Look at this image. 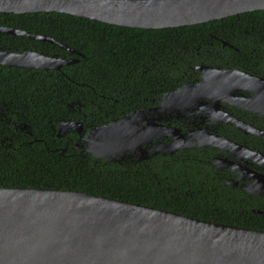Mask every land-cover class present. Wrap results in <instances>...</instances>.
<instances>
[{"label": "trees", "instance_id": "16d2710c", "mask_svg": "<svg viewBox=\"0 0 264 264\" xmlns=\"http://www.w3.org/2000/svg\"><path fill=\"white\" fill-rule=\"evenodd\" d=\"M0 26L51 37L81 54L0 34V46L20 42L48 56L77 60L60 71L0 65V96L25 104L33 130L28 138L6 133L16 149L0 150V187L76 191L264 231V216L251 210L262 209L260 201L207 180L201 165L185 154L107 162L75 146L77 135L58 138L51 128L78 120L88 130L154 107L164 93L196 79L198 65L253 67L257 46L264 49V11L165 29L121 27L57 12L0 13Z\"/></svg>", "mask_w": 264, "mask_h": 264}, {"label": "water", "instance_id": "95a60500", "mask_svg": "<svg viewBox=\"0 0 264 264\" xmlns=\"http://www.w3.org/2000/svg\"><path fill=\"white\" fill-rule=\"evenodd\" d=\"M254 11H264V0H0L3 14L57 12L138 29L192 26ZM2 33L48 42L81 55L42 34L0 26ZM76 61L37 51L23 55L0 52V65L24 69L60 71ZM195 69L202 74L201 82L189 81L164 93L154 107L92 127L84 135L81 121H62L57 136L78 134L88 154L107 162H139L159 152L233 145L202 130L184 135L163 123L190 116L195 109L197 116H206V100L212 101L215 114H220L221 101L241 106L240 97L233 100L241 90V71L207 65ZM253 102L256 110L264 112V98ZM224 116L228 123L241 127L231 115ZM247 128L264 138V131ZM164 138L172 142L147 152L148 144ZM258 183L252 193L264 192V182ZM0 264H264V231L76 191L0 187Z\"/></svg>", "mask_w": 264, "mask_h": 264}, {"label": "flooded vegetation", "instance_id": "af4514ba", "mask_svg": "<svg viewBox=\"0 0 264 264\" xmlns=\"http://www.w3.org/2000/svg\"><path fill=\"white\" fill-rule=\"evenodd\" d=\"M227 44L228 43L224 42L225 46L235 49L232 45ZM3 51L23 55L37 51V49L17 42L0 46V52ZM262 52H264V49L258 45L253 67H248L244 64H241V67L221 68L220 66H214L223 71H241V90L234 94L233 99L235 100L236 97H240L241 106H237L229 100L221 101L219 107H217L220 114H215L214 106L210 105L212 101L206 100V109L203 110L206 112V116L202 118L197 116V111L199 110L195 109L190 116H182L163 122L172 128L179 129L184 135H186L189 130H202L205 131V134L219 136L235 145L226 144L223 148L213 145L201 146L186 150H176L172 154L159 152L156 155L149 156V158H151L163 155L174 156L176 154L183 156L185 154V156L194 161L196 165H201V168L206 172L207 180H213L228 190H233L240 195L242 193L243 195L248 194L253 196L255 202L260 201L259 204H261L262 209L253 207L251 209L253 213H255L254 211L264 213V192L261 194L251 192V190L258 187L259 181L264 182V138L251 132L247 128L252 127L264 131V112L256 110L255 105L252 103V101L257 102L264 98V58L262 57ZM197 72L199 74L198 77L191 81L201 82L203 79L202 74L199 71ZM1 83L2 82H0V84ZM24 105L25 104L19 102L15 98H11L7 95L0 96L1 151L10 148L16 149L13 144V139L7 136L6 133L12 137L14 135L24 138L33 136L31 121L27 116V107ZM223 111L238 120L241 127H237L224 120L223 118L226 113ZM61 122H59L55 128L51 126L52 135H58V127ZM86 131L84 127L82 135H84ZM68 134L77 135L74 145L83 149L85 148V144L81 141V137H79L78 134L66 133L63 137H57L65 138ZM209 139L213 142V137H209ZM171 142V138H164L158 141L153 140L146 146L147 152L160 143ZM20 146L21 144L18 145V148H20ZM57 149L64 150V148L59 147H57L56 150ZM5 162L9 163V161ZM249 171L256 172V174ZM258 174H261L263 177ZM198 193H201V190L198 191ZM220 195L222 197L224 196V194ZM256 214L263 215L261 213Z\"/></svg>", "mask_w": 264, "mask_h": 264}, {"label": "bare ground", "instance_id": "6f19581e", "mask_svg": "<svg viewBox=\"0 0 264 264\" xmlns=\"http://www.w3.org/2000/svg\"><path fill=\"white\" fill-rule=\"evenodd\" d=\"M253 104L255 105V103L253 102ZM260 107V106H259Z\"/></svg>", "mask_w": 264, "mask_h": 264}]
</instances>
